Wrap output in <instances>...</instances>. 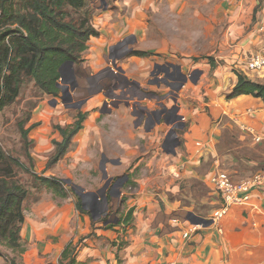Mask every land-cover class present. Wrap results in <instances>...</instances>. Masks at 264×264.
Returning <instances> with one entry per match:
<instances>
[{"label":"crops","instance_id":"0c3cea01","mask_svg":"<svg viewBox=\"0 0 264 264\" xmlns=\"http://www.w3.org/2000/svg\"><path fill=\"white\" fill-rule=\"evenodd\" d=\"M144 1L147 5L143 6ZM157 1L159 0H134L135 6H143L142 12L139 10L136 15L139 20L132 19V22H129L124 20L125 17H121L96 22L94 26L100 34L89 40L84 55L86 61L83 63L85 68L91 69V77H94L112 68L109 64L115 61L123 70L117 75L124 78L128 84L127 86L113 80L106 83L104 79L102 83L91 85L95 90L102 89L106 93L115 91L118 85L117 93H128L122 100L123 103L118 108H113L112 113L101 112L104 103L109 100L103 91L92 97L88 103L87 111L90 112V120H93L89 122V126L93 125V137L90 141H97L102 134L105 135L103 147L107 150H103L102 155L109 160L105 166L109 177L113 178L116 174L128 171L127 159L137 151V147L130 143V139L134 141L135 138L134 133H131L133 130L137 132L138 137H148L154 143L156 155H159V151H156L157 143L166 139L163 133L170 125L162 123L151 128V120L139 121L134 111L136 104L152 110L166 103L169 108L178 106V117L191 116L192 120H187L189 125L185 124L177 130L176 136L181 145L177 147L176 154L166 153L162 145L163 153L172 157L173 165L158 168L157 176L171 169L172 175L175 176L172 186H158L155 185L156 181L149 179L140 181L136 195L127 201V205L135 209L136 220L134 228L128 231V245L122 248L115 246L114 241L124 234L107 228L106 222L100 221L101 215H98V212L104 203L98 206L89 204L87 211L83 212L78 209L75 196L58 198L53 193L45 194L26 210L21 236L27 245L22 255V264H61L67 246L81 240L77 251L72 255L75 258L74 264H264V189H254L248 201L232 205L229 212L218 222L213 221L207 226L196 224L195 231L190 228L192 223L188 220L171 218L175 213H194L197 206L191 200L183 204L185 194L191 188L183 192L181 184L177 181L182 179V183L190 185L192 180H197L208 194V200L217 205L212 187L207 182L211 172L219 168L227 170L232 178L239 182L264 168V140H256L257 137H264V100L251 95H241L228 100L222 92L227 88L225 76L228 75V70H231L227 64L239 67L240 71L253 80L264 82V69L249 71L247 68L252 54L264 53V6L257 15L260 22L252 24L250 28L258 0H215V13L219 14L216 20L220 24L227 22L225 38L220 44L222 50L217 59L224 60L227 64L217 67L213 65L212 68L207 62L188 64V61L193 60V54L189 49L180 50L179 46L172 44L170 35H166L162 40H154L157 42V48H152L155 49L152 56L131 54L144 37L121 40L127 37L131 30L141 33L142 36L150 32L145 18L148 10L150 12L151 3ZM173 3L175 5L176 2ZM225 5L234 9L228 10ZM152 9L158 12L161 7L154 5ZM209 19L213 18L207 20ZM130 24L132 26H129ZM204 26L207 27V23ZM184 43L192 44L191 39L184 40ZM166 57L167 62L162 63ZM160 66H169L170 74L185 75L188 79L179 86L181 81L171 76L168 82L162 81V84H158L154 80H163L166 75L165 69L161 68L163 71H160ZM153 68L157 73L153 72ZM211 70H214L215 80H218L216 86L207 83L210 81ZM149 74L152 78L146 79L144 85L141 77H148ZM229 75L233 84L227 93L237 82L236 73L231 71ZM133 82L152 92L155 96L150 99L158 100V105L150 107L141 103L143 98L138 96L131 99L129 85H136ZM91 86L87 87L92 89ZM192 87L195 89L193 95L196 96L206 91L208 111L201 112V103L200 107L190 109L191 105L195 104L188 100L187 95ZM168 90L171 91L167 92ZM166 93L175 94L179 104L172 106L167 103L169 98L165 99ZM124 102H129V106ZM101 115L107 118L99 123ZM129 123L132 124V129L128 128ZM40 131L35 132L34 136L45 141ZM104 158L98 165L94 160L92 169L95 172L97 169L102 171ZM113 160H119V163H114ZM128 176L124 174L121 177ZM113 201L111 199L110 203ZM199 216L210 219L206 215ZM189 230L190 234L185 236ZM70 259L71 257L67 258L64 263Z\"/></svg>","mask_w":264,"mask_h":264},{"label":"rangeland","instance_id":"374dc122","mask_svg":"<svg viewBox=\"0 0 264 264\" xmlns=\"http://www.w3.org/2000/svg\"><path fill=\"white\" fill-rule=\"evenodd\" d=\"M88 1L92 10L91 23L93 26L96 24V22L98 23L99 20H116L121 17H125L124 20L129 22L132 19H134V21L139 20V18L136 16L137 12L139 10L142 12L143 6L147 5L146 1L142 3V5L144 4L143 6H140L141 4L135 6L134 0H107L108 8L105 9L96 7V5H101V0ZM174 1L176 2L175 5L173 3ZM174 1L159 0L157 2H152L150 12L148 10V15L145 18V22L147 21L146 24L150 27V32L147 31L148 33L143 34L144 36H142L141 33L138 34L134 30H131L128 33L129 35H127V37L123 38L121 41L125 40L126 38L129 40H135L137 38L144 37L142 39L144 42L141 40L140 45L137 44L135 47L136 49L133 52L135 53V56L149 57L154 55L155 49L152 48H157V42H154V40L157 38L162 40L166 38V35H170V42H172V44L175 43L181 48L180 50L189 49L193 54V60L188 61V64L198 65L207 62L208 64H211L212 68L213 65L214 67L220 66L222 64L226 65L227 63L224 60L217 58L222 50L220 44L225 38L227 22H222L220 24L219 21L216 20L219 18V14L215 13V0ZM260 1L262 2L261 7L256 14L254 11L252 22H250V28L252 24L254 25L260 22V20L257 18V15L264 6V0H258V4ZM154 5L161 7L160 11L157 12L152 9ZM173 5L175 9L173 8ZM225 8L228 10L234 9V7L230 6H226ZM210 17L213 19L207 20ZM205 21L207 23V27L204 26L206 24ZM129 26L132 25L130 24ZM188 39H191V45L184 43V40L186 41ZM84 55L85 52L83 53V60L85 63L86 59ZM166 59L167 57L162 60V63H166ZM111 62L109 64L110 67L114 68V65ZM227 67H229L231 70H228V75L225 76L224 79L225 85L227 83V88L222 92L225 96L228 95L229 92L227 93V91L231 89V85L233 84V81L230 77L231 75H229V73H231V71L233 73L240 71V68H236L234 65L231 66L230 64H227ZM153 70V72H155L156 69L153 68ZM160 71L162 72L163 70L160 69ZM213 72L214 70H211V73L209 74L210 81L207 83H210V85L213 84L212 86H216L218 80H215ZM155 73H157V71ZM148 78H152V75L149 74L148 77H141V79L144 81V85L147 81L146 79ZM163 78V80L168 82V78L165 76ZM105 82L108 83L109 80L105 79ZM60 83H62V80H60ZM63 85L65 86L69 84L63 82ZM150 88L153 89L152 87ZM140 89L144 90L145 88L140 87ZM210 89L212 90V88ZM91 90L92 89L89 87L82 89L81 95L83 96V100H69V96L66 97L65 95V99L63 101L61 95L57 97L46 95L42 93V91L37 87L32 79H26L22 93L16 102L0 112V141L8 151L17 155L20 154L22 143L17 122L21 119H27L28 122L26 126H31L30 138L34 140L31 153L35 162V172L40 176H56L63 179L68 178L71 179L75 184L84 187L87 191H97L105 184V179L102 180L103 172L100 171V169H97L95 172L92 169V166H94V160H96V165L99 164L100 160L104 158L102 155L103 150H107V148L105 147L104 149L103 147L105 137L104 134L100 136L101 140L99 139L97 141H90V138L93 137V125L91 124L89 126V122L93 120H90V112L87 111L89 101L85 102L86 100L84 101V99L91 95ZM170 91L171 90H168L167 92ZM194 91L195 89L192 87L189 89V93L187 94L189 95L188 100L195 103L191 105L192 108H190V106L189 108L195 109L200 107L199 104L201 103V112L208 111L209 108L206 105V102L208 101L205 99L206 91L204 90L200 96L193 95ZM165 95V99H167V97L169 98L166 100V102L170 103V105L172 104V106H174L175 104H179L175 94L166 93ZM72 96H74L73 93ZM138 97L137 99H139ZM100 98H103V96H100ZM142 98L143 100H141V103L148 104L150 107H156L159 103L158 100H151L147 96H142ZM80 112L87 113V117L83 123V129L74 137L73 143L67 153L68 155L62 159V162L57 163L59 164L58 167L56 164L55 166L48 168V160L54 151L53 140H61V134L55 129V126H67L68 124L74 123L75 120H77V116ZM106 118L107 116L101 115V117L98 119V122L100 123V121L102 122L103 120H106ZM186 120H192L191 116L187 115ZM184 123L189 125V121ZM128 128L132 129L131 123H129ZM168 129L169 131L172 130L171 128H167L163 133L164 136L167 135L166 131ZM37 131H40V133L44 135L45 141L34 136L35 132ZM131 133H134L133 135H135V138L134 141L130 139V143L131 145L137 147V151L134 155L131 154L127 159L126 169H128V171L125 173L123 172L122 174H116L117 176H113V178L116 179L123 176L124 174L129 175L128 181L130 182L125 188H123V194H121L120 198L117 196L115 197V202L113 201L114 203H111L110 209L107 210V215H101L100 219L101 222H103V219L109 220L114 216V214H116L117 218L119 216H123V219H125L128 218L130 210H133L131 222L127 224L124 223L125 221L120 224L115 223L114 226L110 227L111 229L121 232V234L125 235H119L117 240L114 241V245L119 248L126 247L128 245V231L134 228V222L136 220L135 209L134 207H129L127 205V201L136 195L140 181L142 179H149L150 181H156L155 185L158 186H162L164 184H171L170 186H172V181L175 178V176L172 175L170 171L171 169H168V171L166 170L165 173L160 174L161 176H157L158 174L156 170H159L158 168H161L163 165H166V167L173 165V162L171 161L172 157L163 153L164 150L162 145L165 139H161L160 142L157 143L156 149L158 150L156 151H159V155H156L154 143H152L148 137L142 139L137 136V132L134 130ZM173 135L176 136L175 134ZM122 151L123 150H121V154ZM22 159L25 160V157L22 156ZM141 159L143 160L141 161ZM152 168L155 169L153 170ZM21 178L24 183H27L29 186H31L32 196L30 197V201L35 197H39L40 195L44 196L45 194L53 193V189L51 188L47 189L43 186L40 187V189L36 188L31 176H25L23 174ZM182 181L183 180L181 179L177 181V183L181 184L183 192L186 191L187 188H191L190 191L188 189V192H186V199H183V204H186V202L188 203L191 200V202H194L197 205L196 212H194L195 214L206 215L208 218L212 216L213 212L218 207V204L215 205L210 199L208 200V194H206L202 185L197 180H192L190 185L184 182L182 183ZM64 187L68 191L69 195L72 197L77 196V193L70 184L66 182L64 183ZM99 196L101 195L99 194ZM77 198L78 197H76V199ZM185 215L187 214L182 213L177 216L180 218L186 217ZM188 222L190 221L188 220ZM192 225L196 224L192 223ZM192 225L190 226L191 229L197 228V225ZM199 228L201 227H198V229ZM23 242L26 246L27 243L24 240ZM8 254H10V256H14V254L11 253V250L4 246H0V264H7Z\"/></svg>","mask_w":264,"mask_h":264},{"label":"trees","instance_id":"16d2710c","mask_svg":"<svg viewBox=\"0 0 264 264\" xmlns=\"http://www.w3.org/2000/svg\"><path fill=\"white\" fill-rule=\"evenodd\" d=\"M261 3L257 5L255 14ZM91 17L88 0H0V112L16 102L26 79H32L42 93L57 97L62 94L59 83L63 80L62 67L65 64L72 62L77 67L83 64V69H88L83 63V53L88 49L91 37L99 35L91 23ZM133 51L131 54L135 55ZM236 75L237 82L226 96L228 100L241 95L264 100V82L253 80L242 71ZM100 77L101 83L107 78L105 74ZM87 82L86 78H77L81 89L88 86ZM86 117L87 113L80 112L74 123L55 126L61 134V140H53L54 151L48 160V168L55 166L67 155L74 137L83 129ZM27 122V119L17 122L22 143L20 154L8 151L0 141V246L14 254L7 255V264H22L26 246L21 230L26 210L42 197L40 195L30 201L31 186L24 183L21 176H31L36 188H51L57 197L69 196L64 187L65 179L40 176L35 172L31 153L34 140L30 138L31 126L27 127ZM76 197L78 209L87 211L84 199L79 194ZM132 215L133 210H130L128 218L119 216L117 223L131 222ZM102 221L108 222L107 219ZM114 224L107 223L106 227L110 228ZM81 242L67 246L61 264H65L64 260L69 257L71 259L66 264H74L75 258L72 255Z\"/></svg>","mask_w":264,"mask_h":264},{"label":"flooded vegetation","instance_id":"af4514ba","mask_svg":"<svg viewBox=\"0 0 264 264\" xmlns=\"http://www.w3.org/2000/svg\"><path fill=\"white\" fill-rule=\"evenodd\" d=\"M161 68L165 69V74H166L165 77L166 78H170L171 76H173V77H176L179 81H181V83L179 84V86L184 81H186L188 79L187 76H185V75H178V76H176V74H170V72H169L170 71V67L169 66L168 67H166V66L165 67L160 66L159 69H161ZM74 72L75 73L78 72L79 74H81L80 75L81 78H83V79L86 78L87 81H88L87 83H88V86L89 87L91 85L95 86L96 84H98V82H100L101 79H102L100 77L102 74H105V77H107L106 79H108L109 81L113 80L115 82H122V84H125V85L128 86V84L126 83V80L124 78H122L120 75H117L119 72L115 68L107 69L102 74H99V76H94V77H91V75L89 74V72H87V70H85V69H80V68L79 69H76L75 68ZM154 81H156V80H154ZM63 82L64 81L62 80V83H59V86H60V89H61V92H62L61 95H63V90H62L63 87H65V88L67 87L69 89V91L66 90L67 91L66 97L69 96V100H73V99H77V100L81 99V100H83L82 99L83 96L81 95L82 89H81V86L78 85V83H76L75 87H72L69 82H68L69 85H65L64 86L63 85ZM156 82H160L161 83L162 80H160V81L158 80ZM69 86H71L72 88L69 87ZM93 86H91L92 89H94ZM129 87L131 88L130 92L132 93V96L133 97H136V96H139L140 95L139 96L140 98L142 96H147L149 98H153L155 96L152 92H150L148 90H142V89H140V86L137 85V84L134 85L133 87H131L129 85ZM71 91L74 94V96H72ZM102 91L105 92L102 89H96V90L94 89V90H92L91 91L92 92L91 95L89 97H87L86 99H84V101L86 100L85 102H88L92 97L98 95ZM109 93L110 94H113V91L112 92H107V93L105 92V94H109ZM122 93L125 94V95H123V97L121 98V100H123L124 97L127 96V94H128V93H125L124 91L123 92H120V94H122ZM171 94H173V93H171ZM104 107L105 106H103V108ZM134 111H135V114H136L137 118L139 119V121H141V120H143V121L144 120H151V124H150V127L151 128L156 127L155 125H153V123L154 122H157L159 119L165 118V119L170 120L172 122L181 120V118L178 117V114H179V108H178V106H174L172 108H169L166 103H164L161 106H159V108L152 109V110H149L148 107H142L139 104H136ZM184 126H185V123H181V124L178 123L177 127H175V128H176V130H179V129L183 128ZM170 128H171V126H170ZM166 133H167L166 138H167V136H169V137L174 136L173 135L174 133H171V131H169V130H167ZM121 178H123V177H119V178H116V179L113 178L111 180V182L109 183V186H108L107 192H106L107 199H108V203L107 202L106 203L104 202V208L103 207L102 208L101 207L99 208L98 215H102V216L104 215V216H106L107 215V210H109L110 207H111V203H110L111 202V199L114 200L116 196L119 198V192H118V185H117V183H119V184L121 183L122 184V187L120 188L121 189V193H122V190L125 187V184L129 180V176L126 177L125 179H121ZM105 204H106V206H105Z\"/></svg>","mask_w":264,"mask_h":264},{"label":"water","instance_id":"95a60500","mask_svg":"<svg viewBox=\"0 0 264 264\" xmlns=\"http://www.w3.org/2000/svg\"><path fill=\"white\" fill-rule=\"evenodd\" d=\"M104 6V7H103ZM97 8H105L107 9L108 8V3H107V0H101V5H96ZM113 65L114 67L117 69V71L119 72H123V70L121 68H119L116 64V62L114 61L113 62ZM76 69H83V64H80L79 67L75 66V64H73L72 62H68L67 64H65V66L62 67V72H63V81L64 83H70L72 87H75L76 83H77V78L80 77L81 74H79L78 72H74V70ZM87 70V72H91V69L88 68V69H85ZM159 79V78H157ZM156 79V81H158ZM83 80H81L80 82H82ZM163 82L165 80H162ZM166 82V81H165ZM134 84H137V82H133ZM158 84H161L160 82H157ZM138 85V84H137ZM119 86L116 85L115 87V91L119 90L118 89ZM63 95H62V98H63V101L65 99V95L67 93L66 90L69 91V89L66 87H63ZM113 91V94H106L109 98V100H107L105 103H104V108L101 109V112L102 113H112L113 111V108H118L122 103L123 101L121 100V98L123 97V95L125 94H118L117 92ZM132 95H131V99H132ZM112 98L114 100H112ZM57 100V99H56ZM126 103V105L129 106V102H124ZM179 117H182V116H179ZM162 123H166L168 125H170L172 127V130H171V133H174L176 134L177 133V130L175 127H177L176 125H173V122L170 121V120H167L165 118L163 119H159L157 122H154L153 125H160ZM181 145V141L179 140V138L177 136L175 137H169L167 136V138L165 139L164 141V144H163V148L164 150L167 152V153H172V154H176V149L177 147H179ZM109 161L108 159L104 158V161H103V164H102V172H103V177L105 179V184L102 188H100L97 192H86L85 189L83 187H81L80 185H77L75 184L71 179H65V181L70 184L74 189L75 191L77 192V194H79L83 199H84V208L85 209H88V205L89 204H94L95 206H98L99 204L101 203H106L107 202V196H106V192H107V188L109 186V183L111 182V180L113 179L112 177H109V174L105 168L106 166V162ZM114 163H119V160H113ZM121 179H125V178H121ZM118 185V192H119V195L121 194V187H122V184L120 183H117ZM99 194L101 196H99ZM93 202V203H92ZM186 216L185 217H180V219H182L183 221L184 220H189L190 222H192L193 224H201V225H209V224H212L213 223V220L211 219H207L205 217H202V216H199L193 212H187L185 211L184 212ZM178 214L175 213L172 215V217H176ZM178 217V216H177ZM96 219V218H95ZM119 220V218H117L116 214H114L113 217H111L107 223H117Z\"/></svg>","mask_w":264,"mask_h":264},{"label":"built area","instance_id":"2783aa9c","mask_svg":"<svg viewBox=\"0 0 264 264\" xmlns=\"http://www.w3.org/2000/svg\"><path fill=\"white\" fill-rule=\"evenodd\" d=\"M262 30L264 32V26ZM247 68L249 71L262 70L264 68V53L252 54L247 62ZM180 118L181 120L175 121L177 124L173 122V125L187 123L186 117L182 116ZM251 132L253 131L251 130ZM256 140L262 141L264 137H257ZM207 182L212 187L215 201L218 204L213 215L209 217L216 223L229 212L232 205L248 201L254 189H264V168L239 182H236L227 170L219 168L210 173ZM196 229H192V231ZM190 232V230L187 231L185 236H188Z\"/></svg>","mask_w":264,"mask_h":264}]
</instances>
